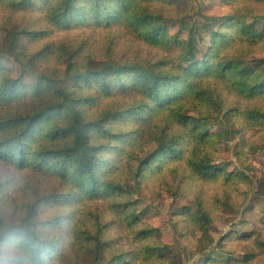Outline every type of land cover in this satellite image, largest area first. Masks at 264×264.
Wrapping results in <instances>:
<instances>
[{
	"label": "trees",
	"instance_id": "16d2710c",
	"mask_svg": "<svg viewBox=\"0 0 264 264\" xmlns=\"http://www.w3.org/2000/svg\"><path fill=\"white\" fill-rule=\"evenodd\" d=\"M157 1L13 0L12 5L20 10H39L43 16L29 22L24 16L26 23L6 29L7 47L0 49V104L22 98L34 103L24 112L0 117V131L11 132L0 139V160L59 178L69 189L36 193L26 204L27 212L10 225L4 224L0 209V245L16 239L36 264L50 261L59 244L40 229L41 224H51L40 220L44 205L80 198L96 200L129 191L121 181L112 182L107 177L117 168L127 145H141L146 138L155 147L136 157L137 180L158 161L183 158L187 149L182 141L192 146L188 163L194 175L210 178L221 174L228 180L234 176L238 162L232 151L222 153L226 159L223 167L197 148L222 136L228 128L214 134L201 121L207 125L222 110L218 92L251 99L264 94V56L221 57L233 41L256 43L255 37H264V22L260 30L254 24L238 26L240 34L234 38L220 26L228 24L230 18L219 5L200 8L191 18H177L156 12ZM48 28L50 32L101 28L116 34L107 45H93L88 39L50 40L25 63V40L45 38ZM183 33L186 39H182ZM121 34L157 52L144 56L140 51H123L118 42ZM178 45L177 62L170 51ZM52 56L61 59L62 77L31 67L41 57ZM197 103L206 106L205 113L190 108ZM94 108L97 113H92ZM245 112L247 117L264 121L263 109ZM192 216L201 226L212 221L204 207L196 208ZM88 237L93 244L88 246L93 262L85 264L125 262L122 256L104 260L107 242L102 229ZM152 252L164 257L170 248L155 246Z\"/></svg>",
	"mask_w": 264,
	"mask_h": 264
},
{
	"label": "rangeland",
	"instance_id": "374dc122",
	"mask_svg": "<svg viewBox=\"0 0 264 264\" xmlns=\"http://www.w3.org/2000/svg\"><path fill=\"white\" fill-rule=\"evenodd\" d=\"M12 2L0 0V49L7 47L6 29H16L20 23H26L24 16L28 17V22L43 16L39 10H20ZM213 5L221 6L230 18L228 24L220 26L224 25V31L231 37H239L240 25L254 24L258 30L263 25L264 0H160L154 9L170 17L191 18L200 8ZM48 29L45 38L25 40V63L50 40L65 41L69 38L82 42L88 39L93 45L100 42L107 45L116 34L101 28L60 29L55 32ZM186 35L183 33L182 39H186ZM255 39L256 43L233 41L221 57L250 59L264 56V37ZM118 42L123 51H140L144 56L149 51L157 52L127 35H119ZM241 50L246 53L237 54ZM180 51L181 45L170 51L177 62ZM62 66L57 56L41 57L39 62L31 65L40 72L54 71L58 77L63 76ZM216 97L222 110L208 120L207 125L205 120L201 124L214 134H219L225 127L228 131L225 129L222 136H215L197 148L209 154L212 163L223 167L226 159L222 153L232 151L238 165L231 180L221 174L210 178L194 175L188 163L192 146L185 141L181 143L187 149L183 158L158 161L137 180L135 173L139 162L136 157L145 156L155 145L149 138L140 141L141 145H127L126 152L118 159L117 168L110 171L107 178L112 182L121 181L129 191L96 200L80 198L44 205L40 220L51 224L46 227L41 224L40 229L47 236L56 238L59 244L58 251L45 264L92 263V254L88 252L91 238L88 235L99 229H102L103 239L107 242L104 260L116 256L125 259V262L116 264H264V121L247 117L245 112L249 108L264 110V94L251 99L218 92ZM33 104L25 98L1 103L0 117L24 112ZM196 105L190 108L206 112L205 105ZM241 110L242 113L238 114ZM92 113H97V108ZM167 114L166 111L165 116ZM10 133L8 130L0 131V139ZM0 185V209L6 225L27 212L26 204L36 198V193H62L69 189L59 178L46 177L30 167L1 160ZM198 207H204L212 217L206 226L194 222L192 211ZM134 215H139V218ZM148 229L153 232L149 235L142 233ZM163 245L170 248V253L164 257L152 252L153 247ZM210 257H213L211 262L208 260ZM0 264L36 263L19 240L14 239L0 245Z\"/></svg>",
	"mask_w": 264,
	"mask_h": 264
}]
</instances>
